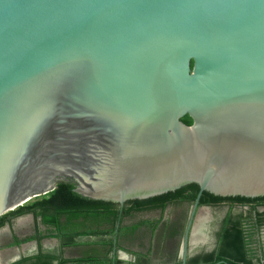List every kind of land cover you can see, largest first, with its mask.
Here are the masks:
<instances>
[{"label": "water", "instance_id": "water-1", "mask_svg": "<svg viewBox=\"0 0 264 264\" xmlns=\"http://www.w3.org/2000/svg\"><path fill=\"white\" fill-rule=\"evenodd\" d=\"M59 183L198 185L184 264L204 192L264 197V0H0V218Z\"/></svg>", "mask_w": 264, "mask_h": 264}, {"label": "trees", "instance_id": "trees-1", "mask_svg": "<svg viewBox=\"0 0 264 264\" xmlns=\"http://www.w3.org/2000/svg\"><path fill=\"white\" fill-rule=\"evenodd\" d=\"M182 120L187 125L192 124L188 116ZM74 188V184L59 183L54 192L34 199L0 218V229L6 225H12L15 219L30 214L34 216L37 223L36 235L24 240H16V245L37 241L39 253L24 257L12 264H126L118 258L120 241L133 240L130 237L139 227L147 223L124 228L122 225L124 218L146 211L161 210L164 212L169 206L179 202L194 203L200 191L198 185H190L147 200L130 201L121 208L117 204L83 198L74 192ZM226 200L252 204V211L262 207L263 211L259 213V216L262 225L264 224V197L256 199L221 198L204 192L200 199V206ZM39 220L49 229L46 234L41 232ZM228 220L230 221V216ZM47 238L60 239L63 247L75 244L76 246H94L97 249L90 248L84 256L79 258H65L62 253L44 251L42 242ZM219 261H223L221 264H254L252 259L246 255L244 234L238 223L231 224L226 230L216 257L215 253L196 257L191 264H214ZM140 263L138 260L137 264Z\"/></svg>", "mask_w": 264, "mask_h": 264}, {"label": "flooded vegetation", "instance_id": "flooded-vegetation-1", "mask_svg": "<svg viewBox=\"0 0 264 264\" xmlns=\"http://www.w3.org/2000/svg\"><path fill=\"white\" fill-rule=\"evenodd\" d=\"M194 203L179 202L175 204L174 206L176 207L188 204L190 211L188 214H183L181 210L175 211V218L170 224L168 223L165 225V219L163 220L162 218L157 220H143L138 224H134L133 226H137L141 223H147V225L139 227L135 234H133L130 238L134 239L139 237L140 239L138 240L145 241L149 236L150 239H152V246L150 247L148 245V251L142 255L140 254L141 256L139 257H137L139 255L138 252L133 250L130 251L129 254L134 255L135 258L134 261L132 260V263L134 262L137 264L138 260H140V264H155V260L158 258L163 261L159 264H184L182 246ZM251 207L252 204H242L227 200L214 203L212 205L209 204L200 206L199 204L198 211L193 221L195 228L193 230L191 229L190 232V240L187 248L185 264H191V261L194 258L202 257L207 254L215 253L216 257L218 249L220 248V242L223 240L228 227L233 223H238L243 231L247 257L252 259L254 264H264V224L262 225L259 216V213L263 211V208L258 207L256 211H252ZM201 208H207V210L209 209L210 215L205 214L202 217L199 216ZM147 212L162 213L163 211L155 210L142 213ZM229 216L230 221L228 220ZM154 221H156V224L159 223V225H152V222ZM142 228L145 232L142 231ZM196 230L197 232L195 233ZM158 235L164 238L162 246L160 247L156 246L155 243ZM221 263H223V261H219L214 264Z\"/></svg>", "mask_w": 264, "mask_h": 264}, {"label": "rangeland", "instance_id": "rangeland-1", "mask_svg": "<svg viewBox=\"0 0 264 264\" xmlns=\"http://www.w3.org/2000/svg\"><path fill=\"white\" fill-rule=\"evenodd\" d=\"M180 211L184 214H188L189 211H190V207L187 205H182L181 207H176L174 205L172 206H169L166 211L163 213L161 212H152V213H141V214H137L135 216H132V217H127L125 220H124V223H123V226H125V228H127L128 226L130 227H133L134 224H138L139 222L143 221V220H157L159 218H162L163 220L165 219L164 221V224H170L171 221L175 218V211ZM208 211V213H207ZM210 213V210L207 208H201L200 211H199V216H204L205 214H209ZM32 215H28L26 217H24V223L21 224V226L19 227V224L17 222V220L15 219L13 221V230H14V233L16 235H19V236H24V235H27V236H32L35 234V228L37 226V223L36 221L34 220V218L32 219ZM150 222V221H149ZM39 223V228L41 230V232H43L44 234H46L49 229L45 226H43L40 222V220L38 221ZM155 226H158V224H156V221L152 222V225ZM164 225V226H165ZM143 229V228H142ZM144 231V229L142 230ZM145 232V231H144ZM197 232V230L195 231V233ZM21 238V237H20ZM22 239V238H21ZM24 239V238H23ZM22 239V240H23ZM140 239L139 237H136L134 238L133 240L131 241H126V240H121L120 241V244H119V250H118V258L122 261H125L126 263H129V264H135L134 262L132 263V260L134 261L135 258H134V255H131L129 254L130 251H136L139 253V256H141L143 253H146L148 251V245L151 247V242H152V239H150V237L148 236L146 238V240H138ZM13 241V238L11 236L10 233H5V235L3 236V242L4 243H10ZM164 241V238H162V236L158 235V237L156 238V246L160 247L162 246V243ZM194 241H195V238H194ZM42 246H43V249L44 251L46 252H51V253H55V254H63V256L65 258H79V257H82L84 256L89 250L90 248H93L94 246H84V245H75V244H70V245H66V247H63L62 245V242L60 239H53V238H47L43 241L42 243ZM155 246V247H156ZM100 248H102L101 246H99ZM157 247V248H158ZM23 248V249H22ZM21 248V255L24 254V248H27V246L24 247V245L22 246ZM95 249H97V247H94ZM13 250L11 248H7L5 250V259L3 260L2 264H9L10 261L12 259H14L15 255L14 253H12ZM25 254H30L32 252H27V250H25ZM122 253V254H120ZM141 254V255H140ZM126 257V258H125ZM163 262L162 260H159L158 258H156L155 260V264H159Z\"/></svg>", "mask_w": 264, "mask_h": 264}, {"label": "crops", "instance_id": "crops-1", "mask_svg": "<svg viewBox=\"0 0 264 264\" xmlns=\"http://www.w3.org/2000/svg\"><path fill=\"white\" fill-rule=\"evenodd\" d=\"M30 215H32V214H30ZM134 215H136V214H134ZM26 216H28V215H26ZM26 216H23V217H20V218L16 219L17 222H18V224H19V227L21 226L22 223H24V220L23 219ZM33 218H34V216L32 217V219ZM125 219L126 218H124V220ZM34 220H35V218H34ZM124 220H123V223H124ZM123 223H122V225H123ZM123 227L125 228V226H123ZM5 233H10L11 234V236L13 238V241L12 242H10L8 244L3 242V236L5 235ZM36 233H37V227L35 228V234L32 235V236H35ZM32 236H27V235L19 236V235H16L14 233V230H13V226L12 225H6L5 227L1 228L0 229V248H1L0 249V264H2L3 260L5 259V253L4 252H5V250L7 248H11L13 250L12 253H14V255H15L14 259H12L9 264H11V262L13 260H15L16 258H18V257H20L22 259L24 257H30V256H34V255L38 254L39 253V245H38V242L37 241H30V242L25 243V244L16 245V240H22L23 238L26 239V238H29V237H32ZM23 245H24V247L27 246V248H24V254L21 255V252L23 251V250L21 251V248H22ZM25 250H27L28 253L29 252H32V253L25 254L26 253Z\"/></svg>", "mask_w": 264, "mask_h": 264}]
</instances>
